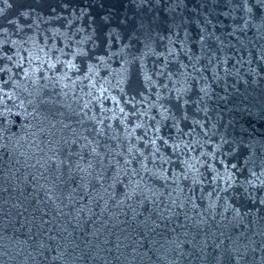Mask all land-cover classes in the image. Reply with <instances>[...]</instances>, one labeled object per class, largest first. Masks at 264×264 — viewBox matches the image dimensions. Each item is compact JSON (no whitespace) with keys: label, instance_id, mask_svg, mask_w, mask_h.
<instances>
[{"label":"water","instance_id":"1","mask_svg":"<svg viewBox=\"0 0 264 264\" xmlns=\"http://www.w3.org/2000/svg\"><path fill=\"white\" fill-rule=\"evenodd\" d=\"M0 264H264V0H0Z\"/></svg>","mask_w":264,"mask_h":264}]
</instances>
